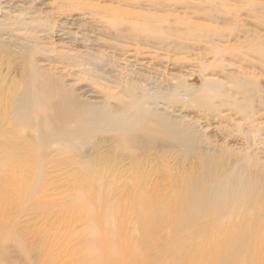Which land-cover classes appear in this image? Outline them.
Instances as JSON below:
<instances>
[{
    "label": "rangeland",
    "instance_id": "obj_1",
    "mask_svg": "<svg viewBox=\"0 0 264 264\" xmlns=\"http://www.w3.org/2000/svg\"><path fill=\"white\" fill-rule=\"evenodd\" d=\"M0 17H5L13 47L9 62L0 56V71L9 82L17 78L16 52L23 44L36 47L38 66L67 75L70 84L87 90L89 101L103 92L122 96L130 81L160 94L161 112L198 128L200 153L219 159L225 170L244 166L261 189L253 204H240L231 218L218 221L217 229L202 225L206 234L184 247L190 237H174L171 219L163 218L142 248L133 202L137 192L173 199L177 180L202 167L196 152L163 147L142 153L136 162L114 153L90 165L94 173L87 172L92 177L81 188L85 158L53 152L54 147L36 170L40 157L20 146L24 169L8 168L1 163L2 145L8 144L2 133L4 264H103L108 246L115 264H209L210 249L227 246L237 232L241 245L234 264H264V0H0ZM79 55H97L111 75L93 79L82 74V62L67 60ZM214 88L222 96L215 97ZM205 96L213 98L211 108L198 103ZM108 208L111 229H121L111 238L105 235L108 228L93 220Z\"/></svg>",
    "mask_w": 264,
    "mask_h": 264
},
{
    "label": "bare ground",
    "instance_id": "obj_2",
    "mask_svg": "<svg viewBox=\"0 0 264 264\" xmlns=\"http://www.w3.org/2000/svg\"><path fill=\"white\" fill-rule=\"evenodd\" d=\"M18 24L21 25L22 22ZM7 31L5 17H0V56L6 63L9 62L13 49L10 47L11 39ZM34 52H37L36 47L24 44L18 47L16 54L20 64L17 78L14 80L9 82L3 73L4 70L0 71V134H6L8 141V144L2 145L3 165L9 168L17 164L23 168L25 162L18 158L20 146L24 147V151L29 148L32 154H38L40 158L35 160L36 170L54 147L53 152L56 153L74 152L86 159V164L80 167L84 171L80 187L85 188L92 177L87 173L91 171L90 165H96L103 159H111L114 153L136 162L142 153L157 148L175 147L186 155L196 152L202 167L195 174L185 176L182 181L177 180L178 183L173 185L174 190L172 189L176 195L173 199L147 198L149 196L146 197L144 189L137 192L139 194L133 202L134 207L139 209L137 231L142 248L148 247L153 232L162 225L163 218L171 219L174 237H190L182 245L184 247L188 241L206 234L207 230L202 228V225L217 229L218 221L231 218L239 211L240 204L246 202V205H250L256 201L261 189L257 181L245 173L244 166L225 170L219 159L200 153L198 144H201V137L198 128L161 112L157 103V100H162L160 94H149L132 82L126 81L122 87L123 91H120L122 96L103 92L101 96H95L97 101H89L86 96L89 92L76 88V84H70L67 80L69 76L57 75L51 69L38 66ZM67 60L77 62L79 66L82 62L80 67L85 69L82 74L93 79L100 78L102 74L111 75L106 68V62L97 55H79L75 58L67 57ZM213 92L215 97L222 96L218 88H214ZM91 93L99 94L94 91ZM212 100L210 96H205L198 103L211 108ZM5 126H10V129L6 131ZM105 144L107 147L101 153ZM168 208L173 210L166 215ZM112 213L108 208L104 215L93 216L94 223L108 228L105 235L109 238L114 233L118 235L121 232L116 225L111 229ZM90 234L95 236L93 230ZM100 235L98 241L103 242L104 235ZM253 236L250 231L249 237ZM234 237L236 239L230 244L218 248L219 251L217 248L210 249L207 254L209 264H234L233 260L241 245L239 232L235 233ZM178 242V245L183 243ZM115 263L108 246L103 254V264ZM0 264H4L1 255Z\"/></svg>",
    "mask_w": 264,
    "mask_h": 264
}]
</instances>
